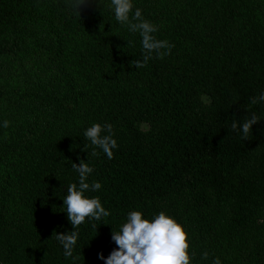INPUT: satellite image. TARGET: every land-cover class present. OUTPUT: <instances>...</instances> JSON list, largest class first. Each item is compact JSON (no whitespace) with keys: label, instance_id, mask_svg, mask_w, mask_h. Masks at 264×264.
Segmentation results:
<instances>
[{"label":"trees","instance_id":"1","mask_svg":"<svg viewBox=\"0 0 264 264\" xmlns=\"http://www.w3.org/2000/svg\"><path fill=\"white\" fill-rule=\"evenodd\" d=\"M132 2L174 45L139 69L141 37L111 0L80 15L70 0H0V264H105L133 210L182 224L191 264H264V102H250L264 93V0ZM252 113L243 140L230 126ZM94 123L113 126V159L84 137ZM81 160L102 185L85 195L110 215L73 229L63 199ZM74 230L75 260L53 235Z\"/></svg>","mask_w":264,"mask_h":264},{"label":"clouds","instance_id":"2","mask_svg":"<svg viewBox=\"0 0 264 264\" xmlns=\"http://www.w3.org/2000/svg\"><path fill=\"white\" fill-rule=\"evenodd\" d=\"M89 3V0H70L69 6L80 15V8ZM115 19L122 25H127L132 33H139L143 48V59L132 61V65L139 69L147 66L155 54L156 58L163 59L171 54L174 47L167 40H159L154 33L158 26L146 20L142 11L136 8L133 14L132 0H111ZM131 43V42H129ZM166 50V51H165ZM251 104L264 102V93L258 97L251 98ZM261 118L255 113L245 116L242 124L234 119L230 130L241 134L243 140L249 139L252 134V126L257 124ZM10 121L4 120L3 127L8 128ZM107 134H103V133ZM84 137L91 144L101 149L108 157L113 159V149L118 148L114 139L113 126L109 123L101 125L94 123L84 132ZM92 155H98L96 151ZM71 167L79 174L78 185L72 183L67 189V195L63 199L66 206L67 219L73 229H77L87 219L99 221L108 217L110 212L104 208L98 196L88 197V191H98L102 185L99 182H88L89 175L94 171L89 163L81 160L79 164L72 163ZM141 211H130L126 222L119 231L112 230V240L117 245L110 255L105 258L103 253H98V258L104 260L105 264H191L195 254L190 251V236L185 227L177 222L174 217L160 211L151 220L143 218ZM93 227H96L93 225ZM55 238L64 249V256L73 257V249L78 240V232L70 231L67 234L53 232ZM52 235V236H53ZM209 253H202L201 259L208 260ZM78 259V257H73ZM211 264H221L218 257Z\"/></svg>","mask_w":264,"mask_h":264}]
</instances>
